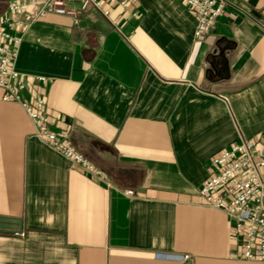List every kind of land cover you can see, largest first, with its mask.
Instances as JSON below:
<instances>
[{"label":"crops","instance_id":"0c3cea01","mask_svg":"<svg viewBox=\"0 0 264 264\" xmlns=\"http://www.w3.org/2000/svg\"><path fill=\"white\" fill-rule=\"evenodd\" d=\"M231 1L200 38L181 0H125L114 25L96 11L30 25L14 61L26 98L44 96L50 127L111 186L39 140L0 88V216L21 219L0 232V264H264L237 256L229 217L198 194L214 154L264 130V0Z\"/></svg>","mask_w":264,"mask_h":264},{"label":"built area","instance_id":"2783aa9c","mask_svg":"<svg viewBox=\"0 0 264 264\" xmlns=\"http://www.w3.org/2000/svg\"><path fill=\"white\" fill-rule=\"evenodd\" d=\"M195 17L194 37L200 38L214 28L217 18L231 0H181ZM125 0H7V14L0 16V88L2 100L17 102L30 117L35 136L58 151L69 164L98 182L111 186L109 175L78 152L69 134L50 127L43 111L45 98L25 93L32 80L14 67L18 46L30 25L48 14L67 15L78 24L79 15L96 11L108 19L114 5ZM45 82L43 77H35ZM211 169L198 188L204 205L219 209L230 219L229 238L238 245L237 256L264 263V130L253 137L239 136L210 159ZM132 195L130 189L121 190ZM183 259L188 255L180 256Z\"/></svg>","mask_w":264,"mask_h":264},{"label":"water","instance_id":"95a60500","mask_svg":"<svg viewBox=\"0 0 264 264\" xmlns=\"http://www.w3.org/2000/svg\"><path fill=\"white\" fill-rule=\"evenodd\" d=\"M225 48L215 49L209 59L208 71L217 74L227 67L225 59ZM21 231V219L14 217L0 216V232L19 233Z\"/></svg>","mask_w":264,"mask_h":264}]
</instances>
